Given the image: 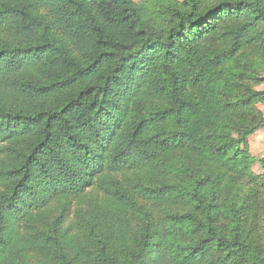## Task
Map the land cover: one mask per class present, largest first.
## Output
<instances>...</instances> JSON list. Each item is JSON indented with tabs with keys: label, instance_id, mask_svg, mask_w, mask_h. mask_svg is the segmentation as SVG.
Returning <instances> with one entry per match:
<instances>
[{
	"label": "trees",
	"instance_id": "obj_1",
	"mask_svg": "<svg viewBox=\"0 0 264 264\" xmlns=\"http://www.w3.org/2000/svg\"><path fill=\"white\" fill-rule=\"evenodd\" d=\"M262 84L264 0H0V264H264Z\"/></svg>",
	"mask_w": 264,
	"mask_h": 264
},
{
	"label": "rangeland",
	"instance_id": "obj_2",
	"mask_svg": "<svg viewBox=\"0 0 264 264\" xmlns=\"http://www.w3.org/2000/svg\"><path fill=\"white\" fill-rule=\"evenodd\" d=\"M139 1V0H135ZM264 89V84L257 87ZM258 108L264 115V104H258ZM247 145L250 154L254 157L255 161L251 166V170L255 175L264 174V167L260 163V159L264 157V126L258 129L253 135L247 139Z\"/></svg>",
	"mask_w": 264,
	"mask_h": 264
}]
</instances>
